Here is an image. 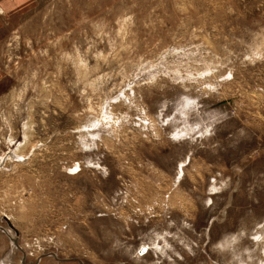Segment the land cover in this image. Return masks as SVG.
<instances>
[{
  "label": "rangeland",
  "instance_id": "374dc122",
  "mask_svg": "<svg viewBox=\"0 0 264 264\" xmlns=\"http://www.w3.org/2000/svg\"><path fill=\"white\" fill-rule=\"evenodd\" d=\"M0 264H264V0L5 20Z\"/></svg>",
  "mask_w": 264,
  "mask_h": 264
},
{
  "label": "crops",
  "instance_id": "0c3cea01",
  "mask_svg": "<svg viewBox=\"0 0 264 264\" xmlns=\"http://www.w3.org/2000/svg\"><path fill=\"white\" fill-rule=\"evenodd\" d=\"M34 0H0V30L3 28L5 20L22 11L23 6H27Z\"/></svg>",
  "mask_w": 264,
  "mask_h": 264
}]
</instances>
